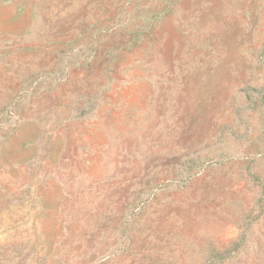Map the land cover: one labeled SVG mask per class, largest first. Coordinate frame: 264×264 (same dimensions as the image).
Returning <instances> with one entry per match:
<instances>
[{
	"label": "rangeland",
	"instance_id": "obj_1",
	"mask_svg": "<svg viewBox=\"0 0 264 264\" xmlns=\"http://www.w3.org/2000/svg\"><path fill=\"white\" fill-rule=\"evenodd\" d=\"M0 264H264V0H0Z\"/></svg>",
	"mask_w": 264,
	"mask_h": 264
}]
</instances>
